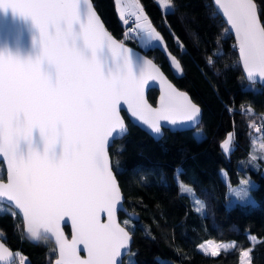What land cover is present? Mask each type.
Returning <instances> with one entry per match:
<instances>
[{"label": "snow or ice", "instance_id": "obj_1", "mask_svg": "<svg viewBox=\"0 0 264 264\" xmlns=\"http://www.w3.org/2000/svg\"><path fill=\"white\" fill-rule=\"evenodd\" d=\"M171 2L160 0V5ZM214 3L235 33L249 81L264 80V24L257 3ZM9 9L31 19L39 33L38 42L33 39L39 52L33 58L0 50V155L8 163L7 182L0 181V199L19 209L32 240L39 239L40 228L55 236L59 249L55 264H118L132 239L114 219L120 189L108 155L114 136L127 132L121 107L126 105L131 116L156 136L162 134L160 121L195 126L201 109L170 84L160 108L149 107L141 95L144 78L155 73L163 79L162 74L150 60L139 58L108 35L89 0H0V11ZM120 14L128 24L124 12ZM129 14L135 17V28L127 35L135 33L133 38L141 43L161 39L138 0ZM105 50L111 63L104 58ZM172 59L179 70V62ZM36 132L42 151L33 146ZM234 141L235 133H229L221 143L226 155L234 150ZM177 182L182 194L192 192L178 176ZM251 187L230 188V193L248 199ZM196 203V211L203 209L202 202ZM101 213L107 215L106 223ZM66 218L74 229L71 241L61 230ZM80 245L87 259L80 257ZM219 251L217 245L210 255ZM248 255V251L242 253Z\"/></svg>", "mask_w": 264, "mask_h": 264}, {"label": "trees", "instance_id": "obj_2", "mask_svg": "<svg viewBox=\"0 0 264 264\" xmlns=\"http://www.w3.org/2000/svg\"><path fill=\"white\" fill-rule=\"evenodd\" d=\"M92 1L114 36L142 50L137 38L126 35L115 0ZM140 1L183 73H174L163 48L142 51L202 107L203 119L194 130H165L155 140L124 113L129 133L114 142L110 154L125 204L140 220L120 214L134 237L123 264H239L245 249H251L252 264H264V150L253 147L259 138L264 148V128L256 127L259 121L264 125V87L245 78L235 39L212 0H172L169 11L157 0ZM255 1L264 24V4ZM158 94L151 89L149 100L155 104ZM229 133H235L234 150L226 155L221 143ZM222 169L234 185L242 177L256 180L254 204L227 205L229 185ZM177 176L205 202V213L196 211L190 194L180 192ZM2 179L5 169L0 165ZM129 220L134 224L125 222ZM0 237L16 254L28 257L25 264H52L56 257L50 240L33 244L25 238L16 213L0 214ZM208 239L234 240L235 246L208 255L198 249Z\"/></svg>", "mask_w": 264, "mask_h": 264}, {"label": "water", "instance_id": "obj_3", "mask_svg": "<svg viewBox=\"0 0 264 264\" xmlns=\"http://www.w3.org/2000/svg\"><path fill=\"white\" fill-rule=\"evenodd\" d=\"M254 2L256 3V1L254 0ZM89 3L91 5L92 10L95 12V15L97 17H99L100 22L103 25L104 30L108 33L109 36H111V38L118 42L119 44H123L124 47L131 49L139 58H142L143 60H150L152 62V64H154L156 66V68L159 69L160 73L162 74L163 79H161L160 76L156 75L155 73H151L146 74L145 78H144V82L141 86V95L143 97V101L152 109H159L161 106V97L165 95V93L167 92V85H171L173 88H175L178 92L184 93L188 96V98L195 104L197 105L200 109H201V117L199 122L193 126L191 124H185V125H172L167 121H160L161 124V132L162 134L159 136L154 135L151 130L148 128L147 125H143L140 122H138L134 117L131 116L130 112L127 109L126 105H123L121 107L120 110V116L124 121V124L126 126L127 132L123 135H117L114 136V138L111 140L110 145L108 147V155H109V161H110V165L113 169V174L116 177V182L119 186L120 189V201L117 205V209L116 212L114 214V219L115 221L120 224L121 227H124L126 229V231H129L130 235H131V242L129 245V250H126L123 252L122 256H120L118 258V264H123L124 260L126 259V257L131 253L132 251V245L134 242V237L132 232L128 229V227H126L122 222H121V216L120 214L123 213L125 214L127 217H129L132 221L134 222H138L140 220V216L139 214L130 211L126 204V197L121 189L119 180L117 178V175L114 171L113 168V162H112V157L110 154V148L114 145V142L117 140L122 139L125 135H127L129 133V127L126 121V117L124 115V113L126 114L127 118L129 119V121L140 127L142 130H144L146 133H148L153 139L155 140H160L164 134H165V130H169L171 132H176V131H186V130H194L196 129L202 122L203 119V109L202 107L196 103L191 95L187 92L184 91L182 89H180L173 81L172 79L166 74V72L162 69V67L151 57H149L148 55H146L141 49L135 48L121 40H119L116 36H114L112 34V32L108 29L107 25L105 24L104 20L102 19L101 15L99 14L98 10L96 9L94 3L92 0H89ZM212 3L217 11V13L223 18L224 22L226 23V25L228 26V29L230 31V33L233 35L234 39H235V43H236V48L238 51V56H239V61H240V65L242 67L243 73L245 78L247 79V81H249L248 77H247V73L245 72L244 68H243V64L240 58V52H239V46L235 37V33L233 30H231V26L227 23L226 21V17L223 15L222 10H220L218 8V6L214 3V0H212ZM257 13H258V17L262 22L260 13H259V9H258V5H257ZM36 39V41L38 42L39 40V33L38 30H36L33 26V23L31 21L30 18H25V17H21L19 14H14L10 9L7 12L4 11H0V50H7L13 54H19L21 57H28V56H32L33 58L35 57L36 54H38L39 52V47L38 45L36 47L33 46V39ZM104 58L108 60L109 63H111V58L110 56L107 54L106 50L104 53ZM250 83H253L252 81H249ZM258 85L264 87V80H260L258 77L255 79V82ZM151 89H156L159 94L157 97V101L156 103H152L149 100V91ZM34 143L33 146L39 150L42 151L43 150V144L42 141L39 138V134L38 132H36L34 134ZM22 150L26 151V146L24 144L21 145ZM59 146L57 147V154H59ZM0 165H3L4 169H5V179H2L0 181L3 182H7V175H8V163L7 160L0 155ZM0 203H3L5 205H8L9 207H11L16 214L19 215V217L21 218L22 222H23V234L25 236L26 239H28L31 243L33 244H39L41 242L42 239H48L50 240L53 245L55 246L56 249V257L53 261L52 264H55L56 260L59 259V249H58V245L55 239V236L49 232V231H45L43 228L39 229V239L38 240H32L30 238V236L28 235V233L25 231V221L23 218V215L20 213L19 209H16L15 206L12 204V202L7 201L6 199H0ZM100 219L102 222H107V215L104 213L100 214ZM67 222H61V230L63 232V236L65 239H67L68 241H71L73 238V234H74V229L73 226L71 224V221L68 220L66 218ZM68 227L70 230V235L68 234V232L66 231L65 227ZM0 244H3V248H0V256H3L4 259L0 260V264H14L17 260V254L16 252L11 249L4 241L3 239L0 237ZM80 248V257L82 259H87V251L83 249V245L79 246ZM7 250V251H6ZM9 252L12 253L11 256H9Z\"/></svg>", "mask_w": 264, "mask_h": 264}, {"label": "rangeland", "instance_id": "obj_4", "mask_svg": "<svg viewBox=\"0 0 264 264\" xmlns=\"http://www.w3.org/2000/svg\"><path fill=\"white\" fill-rule=\"evenodd\" d=\"M138 2H139V5L143 8L144 14L147 16L148 20L151 22L152 28H154L156 30V32H158L159 35H160V37H161V39L159 41H152L150 43H141L140 39L137 38L138 41H139V44H140V46L142 48V50H147L148 48H150L152 46H159L160 48H163L166 51V53H167L169 62L171 64V67H172L174 73L177 74V75H181L183 73V69H182V66H181V63H180L179 59L168 50L167 45L165 43V40H164L162 34L157 30V28L155 27V25L152 23V21L148 17L146 11L144 10V7H143L141 1L138 0ZM157 2L160 5V0H157ZM135 4H136V0H121V2H120L119 5L116 3L118 16H119L120 20L122 21V23L124 24V26L126 27V35H127V33H128V31H129L130 28H132V29L135 28V17H133V16H131L129 14L130 10L134 8ZM172 7L173 6H172V2H171V5L170 6L169 5H165L163 8L162 7L161 8L163 10L167 11V10H171ZM122 11L124 12L126 18L129 20V23L128 24H125L123 22V20L121 19V14L120 13ZM140 23L143 24V21H141ZM134 35H135V33H133V36ZM173 57H175V61H178L179 64H180V69L179 70L175 66V62L172 59ZM196 134H197L198 137H202L203 136V131L200 130V129H198V130H196ZM225 139L223 141H225ZM255 146H256L257 149L264 150L263 144H262V142H261V140L259 138L256 139ZM221 174H222L223 179L229 185V190H228L229 197L227 199V205L228 206H233V205H236V204H239V203L240 204H254L256 202V199L253 196L252 190L249 191V198L248 199H243V200L237 198L234 194H231L230 193V188L231 189H235V190H239L242 187L243 188H247L249 186H252L251 187V189H252L253 187H255L257 185V182H256L255 179H253L250 176L242 177L240 183L237 184V185H234V184H232L230 182L228 173H227V171L225 169H222L221 170ZM243 181H247L248 184H242ZM181 184H183V183H181ZM183 185L186 186V187H188V188H190V189H192V192L191 193H188V194H190L192 196V198H193V200L195 202L196 208L199 207V204L196 203L197 200L203 203L204 207H203V209L200 210V212L205 213L206 212L205 202L202 199H200V198H198V197L195 196L194 190H193V188L191 186L186 185V184H183ZM5 212L16 213L8 205H5L3 203H0V214L1 213H5ZM125 222H131L130 223L131 225L134 224L131 220L125 221ZM250 238L252 240H257V237L254 236V235H250ZM208 242H211V244H209ZM233 242H235V241L234 240L223 241V240H217V239H208V240H205L202 243H200L198 245V249L201 252L210 255V249L211 248H215L217 245H219L220 246L219 253H220L221 251L226 250L225 249V246H227V250L233 248L235 246V243L233 245ZM201 245H204L205 248L204 249H201V247H200ZM245 251H248L249 252V255L247 257L242 256V253L245 252ZM242 253H241V258H240V263L239 264H252L251 249H245V250L242 251ZM28 260L29 259H28L27 256H25V255H23L21 253H17V260H16V262L14 264H17V262L20 263L21 261H23L24 264H25V263L28 262Z\"/></svg>", "mask_w": 264, "mask_h": 264}, {"label": "built area", "instance_id": "obj_5", "mask_svg": "<svg viewBox=\"0 0 264 264\" xmlns=\"http://www.w3.org/2000/svg\"><path fill=\"white\" fill-rule=\"evenodd\" d=\"M256 127L263 130L264 128L263 122L262 121L257 122Z\"/></svg>", "mask_w": 264, "mask_h": 264}, {"label": "crops", "instance_id": "obj_6", "mask_svg": "<svg viewBox=\"0 0 264 264\" xmlns=\"http://www.w3.org/2000/svg\"><path fill=\"white\" fill-rule=\"evenodd\" d=\"M117 6V5H116ZM165 11V10H164ZM167 11H169V10H167Z\"/></svg>", "mask_w": 264, "mask_h": 264}]
</instances>
